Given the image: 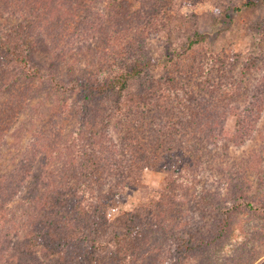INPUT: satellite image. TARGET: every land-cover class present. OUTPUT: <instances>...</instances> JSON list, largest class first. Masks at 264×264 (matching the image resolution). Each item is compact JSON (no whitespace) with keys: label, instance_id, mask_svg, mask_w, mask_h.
<instances>
[{"label":"rangeland","instance_id":"rangeland-1","mask_svg":"<svg viewBox=\"0 0 264 264\" xmlns=\"http://www.w3.org/2000/svg\"><path fill=\"white\" fill-rule=\"evenodd\" d=\"M243 1L0 0V27L12 38L28 32L32 64L45 75H56L63 86L76 84L78 76L129 70L140 60L152 65L144 77L131 81L127 103L138 100L154 81L179 87V94L167 90L170 95L161 100H147L144 107L152 110L143 116L113 115L112 99H103L98 102L100 125L95 130L84 126L81 134L83 93L63 86L55 90L58 82L39 77L18 79L5 91L0 99L5 120L0 127L8 144L4 170L25 169L26 182L42 174L47 180L39 185L44 199L32 202L30 210L22 204L32 194L31 183L5 200L8 207L0 213L3 264H77L78 259L112 264L118 255L129 256L128 264H264V4L234 11ZM198 34V42L190 45ZM21 102L24 108L16 114ZM132 127L144 136L156 128L178 133L182 138L174 146L193 144L195 150L201 141L206 152L201 166L190 169L187 160L184 165L166 160L165 170L134 165L129 168L135 170V183L113 187L123 176L120 169L103 176L108 181L104 190L111 186L113 194L106 208L93 203L92 196L88 209L77 201L71 205L68 200H83L72 175L74 164L89 155L82 159L79 150L88 151L92 138L98 157L89 159L107 166L115 158L127 169L135 144ZM73 130L77 133L71 135ZM43 134L41 148L36 140ZM67 139L69 145L59 148V140ZM250 201L258 210L247 205ZM233 204L238 208L231 215L226 209ZM134 211L146 214L143 233L128 221V212ZM90 213L96 217L88 219ZM225 216L231 219L230 231L216 241V226ZM127 237L132 239L125 243ZM29 250L33 257L26 255Z\"/></svg>","mask_w":264,"mask_h":264},{"label":"trees","instance_id":"trees-1","mask_svg":"<svg viewBox=\"0 0 264 264\" xmlns=\"http://www.w3.org/2000/svg\"><path fill=\"white\" fill-rule=\"evenodd\" d=\"M264 4V0H245L242 4H236L233 6L234 11L238 12L241 11L243 7H253L257 5ZM227 17L230 18V15L227 14ZM14 28L10 29L9 32H13ZM25 34V36H24ZM23 36L21 35V32H18L17 37L11 36L10 33L5 32L0 27V78L3 79L1 81L0 85V99L1 96L7 91V89L11 90L14 86L16 81L18 79L21 80H33L39 77L42 81H49L51 79L53 82H58V86L55 87V90H58L61 86H63V82H61L56 75H45L39 67H36L32 64L33 58L31 55V45L29 43V36H27L28 32H24ZM29 35V34H28ZM200 37V34H198V37L195 40H191V44H195L198 42V39ZM33 49V48H32ZM152 64L150 62L143 63L140 60L137 61L136 65L132 67L129 70L123 69H111L108 73H104L101 76H93V77H87L86 76H78L76 84L74 85H67L63 86L64 89L68 90L70 88H73L74 90H77L79 93H83L84 98L82 101V105L80 106L81 109V118L83 119L82 122H80L79 126V133L80 129L82 127H89L92 126L91 130H95L97 127V124L100 125L102 119H100L98 114L101 113V109L98 105V102L102 101L103 99L109 100L112 99L111 107L113 115L116 114H122L126 116V118L132 116L135 117L136 115L142 114L144 112H149L151 110L148 106L146 108L144 107V103L146 104L147 100L156 98V101L161 100L163 97L166 96V94L170 95V93L167 91H172L171 93L179 94V87L174 82L169 83L168 82H162L160 81H154L149 85V89H144V91H141L138 100H135L133 98H129L128 100L130 103H127V100L125 99V96L128 93L129 85L132 80L141 79L145 76V72L149 70L150 66ZM17 72H21V78H19ZM23 73V74H22ZM13 79L11 80V76ZM5 89V90H4ZM149 95L151 98H149ZM11 96V95H10ZM142 98V100H141ZM14 99V98H13ZM97 100V101H96ZM126 101V102H124ZM21 102L19 105L15 107L16 114L20 113V111L24 108V105ZM97 104V105H96ZM148 105V104H147ZM141 108H143L141 110ZM114 109V110H113ZM136 111V112H135ZM118 112V113H117ZM135 112V113H133ZM191 112V111H190ZM186 114L185 112H183ZM11 114V111L8 110V115ZM15 114V115H16ZM132 114V115H131ZM179 117V116H178ZM136 119V118H135ZM141 118H138L136 120L140 121ZM196 119V116L193 115L192 119H189L188 121H191L193 124V121ZM8 120V119H7ZM101 120V121H100ZM179 120L181 121V117H179ZM27 122L29 120H26ZM179 121V122H180ZM184 121L187 123V119ZM5 120L0 116V126L1 124H4ZM25 122V121H23ZM26 123V122H25ZM23 124V123H22ZM177 124V123H175ZM172 124V127L174 128V125ZM145 125V123L142 122V126ZM176 126V125H175ZM171 126H169L170 128ZM170 128V129H173ZM3 128L0 127V213L4 209H6V202L5 200L10 199L13 194L20 193L24 186L28 187L29 183H31L33 186L30 188V191H32V194L30 198H27L24 200V204H22L25 210H30L33 208L32 202H37L41 199H44V196L39 195L40 186L41 184L45 183L47 180V175L42 174L35 177V181L33 182H26L27 180V172H25V169H21L20 171L16 173H10L4 170V167H6V163H3V153L7 150L8 144L6 145V135ZM77 133L76 130H73L71 135ZM148 136H144V134L139 133L135 134L133 127L132 132L130 133L131 139L135 140V144H131L132 155L129 159L131 162V165L127 164V166L122 167L118 166L117 163L115 164V158L109 159L107 163V166H104L101 162L89 159L91 156L97 155V145L98 142L93 140L90 141L92 138L89 139V142L87 143L86 150L80 149L79 154H81L82 159L87 153L89 156L85 159L83 162H77L74 164L75 169L72 175L73 178L76 180L75 184V190L78 192V195H82L83 200H75L74 198L71 200H68L69 203L72 205L73 202L77 201L78 203L76 205H79L81 208L88 209V200L87 197L92 196L96 201L93 203H99L102 207H105L107 205H110L112 200H110V197H112L113 194H110L111 186L109 187L108 191H105V187L108 181H106L107 178H104V175L113 176L111 172L117 171L121 169V173L123 176L119 177V181L113 187H118L120 184H127L132 185L135 183L136 178L134 176L136 175L135 170L130 169L129 167H132L134 165H139V168H160L162 170H165V167L167 166L165 161H175V163H181L184 165V161H188L187 166L190 167L192 164L194 166L198 165L201 166L202 161L201 157L206 153L205 148H203V144L201 141L198 140V146H196L195 150L193 148V144H189L188 147L184 146L182 144H177L174 146L171 143H175L176 141H180L182 136H178L173 131L167 133L163 132L159 128L156 130H152ZM158 133V134H157ZM186 135V134H185ZM191 135V133H190ZM193 135V134H192ZM133 136L135 137L133 139ZM41 139V140H39ZM45 139L46 134L42 136H38L36 140V144H38L41 148L45 145ZM95 139V138H94ZM166 139V140H165ZM196 139H198L196 137ZM49 139H47L48 141ZM69 139L67 140H59L58 143H60L59 148H64L69 145ZM165 141V143H164ZM47 144V143H46ZM129 145V144H128ZM57 147V146H55ZM185 147V149H184ZM59 148L55 149L56 154L59 153ZM36 150V148H34ZM33 150V151H34ZM54 150V151H55ZM107 150V148H106ZM129 150V148H128ZM127 150V151H128ZM109 151L114 154V149H109ZM131 151V150H130ZM18 156L19 154L16 153ZM208 155V154H207ZM47 162V160H46ZM85 162V164H84ZM3 163V164H2ZM73 165V164H72ZM85 166H89L91 171L89 170V167L85 169ZM118 166V167H117ZM71 167V166H70ZM183 168V167H182ZM109 169V170H108ZM138 171V170H137ZM198 172V170H197ZM22 173H27L25 177H22ZM105 173V174H104ZM102 174V176H100ZM98 178V179H96ZM133 178V180H131ZM97 183H96V181ZM194 181V180H193ZM108 192V193H105ZM109 194V196H108ZM77 196V195H76ZM75 196V197H76ZM15 197V196H14ZM70 198V196H68ZM14 199V198H13ZM64 200V197L62 198ZM112 199V198H111ZM106 201L108 203H106ZM249 207L257 209V205L255 202L250 201L247 204ZM97 206H95L96 208ZM238 208V205H231V207H227L226 210L232 215L234 211ZM256 210V211H257ZM87 212V211H86ZM30 212H27V215L30 216ZM131 216L128 221L132 223V226L134 228V231H139V233H143L145 230H148L147 224H146V214L141 211H134V212H128ZM82 214V213H81ZM84 214V213H83ZM86 214V213H85ZM2 215V214H1ZM90 217H96L94 214H88L87 218L90 219ZM226 217V216H225ZM78 221V220H76ZM157 227L161 228V226L156 222ZM216 226V241L221 240L223 237H226L230 231L231 227V219H223L220 223ZM155 227V226H153ZM163 229V228H162ZM38 230V229H36ZM125 236V234H124ZM85 238V237H83ZM29 243L32 244L34 242V238L30 237ZM43 239V238H42ZM118 240H122L121 237H117ZM127 240H123L125 243H127L128 240H131V237H127ZM203 240V239H202ZM122 241V242H123ZM42 247L47 249L48 242L44 241L42 242ZM95 241H93V245H91V248L95 251L96 246H94ZM37 246H41L40 244H36ZM235 245V244H234ZM57 246V242L53 241L51 242V249H54ZM235 247H237L235 245ZM5 246L2 240V236H0V264L4 263V260L2 257H4L5 254ZM61 250H59L60 252ZM27 256L33 257L34 252L32 250H29L26 252ZM72 257V256H70ZM127 255H118L112 258V264H128L131 262V259L128 258ZM76 260V259H75ZM79 260V261H78ZM77 264H81V259H78ZM136 261V259L132 260V262ZM97 262V261H96Z\"/></svg>","mask_w":264,"mask_h":264}]
</instances>
